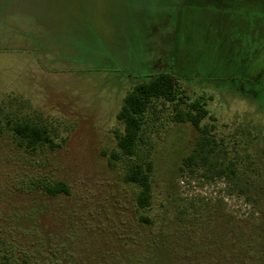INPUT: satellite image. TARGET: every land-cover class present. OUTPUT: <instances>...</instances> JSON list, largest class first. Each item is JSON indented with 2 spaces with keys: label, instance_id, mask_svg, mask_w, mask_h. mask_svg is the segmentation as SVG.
<instances>
[{
  "label": "rangeland",
  "instance_id": "obj_1",
  "mask_svg": "<svg viewBox=\"0 0 264 264\" xmlns=\"http://www.w3.org/2000/svg\"><path fill=\"white\" fill-rule=\"evenodd\" d=\"M263 9L264 0H0V251L30 264H264ZM176 63L183 91L206 99L202 124L214 125L244 193L180 170L196 131L163 101L146 111L135 155L111 159L125 92ZM22 119L56 145L17 146L9 124ZM147 160L152 198L140 209L123 177ZM58 180L69 195L40 188Z\"/></svg>",
  "mask_w": 264,
  "mask_h": 264
},
{
  "label": "trees",
  "instance_id": "obj_2",
  "mask_svg": "<svg viewBox=\"0 0 264 264\" xmlns=\"http://www.w3.org/2000/svg\"><path fill=\"white\" fill-rule=\"evenodd\" d=\"M263 11V12H262ZM258 19L264 28V9ZM187 60V59H186ZM182 64H174L169 69H158L139 76L122 97L120 107L115 118L122 125L121 131H115L116 151L111 154L113 161L119 158H131L135 155L137 145L142 141V125L145 113L154 101H163L171 105L172 120L176 123H189L196 131V137L190 152L182 157L180 170L194 174L199 168L207 179L225 177L232 181L239 192L244 193L247 186L242 184V178L232 162L225 161L226 149L221 139L214 137L212 123L202 121L209 116L206 99L203 95L190 97L186 94L177 79L181 78L179 70ZM17 146L35 150L37 147H54L53 138L44 125L29 120H17L9 124ZM152 148V145L150 146ZM152 163L132 162L126 169L123 180L137 188L135 195L136 206L146 209L152 198ZM40 188L49 196L59 194L69 195L70 190L64 181L45 182ZM184 209L178 210V215ZM177 216V215H176ZM0 264H30L24 258L15 261L6 251H0Z\"/></svg>",
  "mask_w": 264,
  "mask_h": 264
}]
</instances>
